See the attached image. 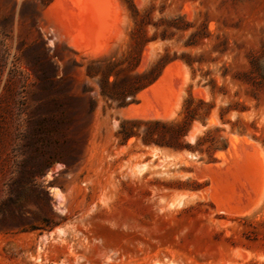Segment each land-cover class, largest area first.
Returning a JSON list of instances; mask_svg holds the SVG:
<instances>
[{"label": "rangeland", "instance_id": "obj_1", "mask_svg": "<svg viewBox=\"0 0 264 264\" xmlns=\"http://www.w3.org/2000/svg\"><path fill=\"white\" fill-rule=\"evenodd\" d=\"M0 264H264V0H0Z\"/></svg>", "mask_w": 264, "mask_h": 264}, {"label": "trees", "instance_id": "obj_2", "mask_svg": "<svg viewBox=\"0 0 264 264\" xmlns=\"http://www.w3.org/2000/svg\"><path fill=\"white\" fill-rule=\"evenodd\" d=\"M47 64L52 67V63L51 62H49V63L47 62ZM109 73L110 72H108V74ZM37 77L39 79H41V80H49V81H51V83L54 82V79L49 78V76L48 75H44V73H42V74L38 73ZM13 84H15V81L12 80V79H10V81L7 84V86H8L7 88L9 90L10 95H11L12 98L17 93L16 90H15V87L13 86ZM138 88H140V86H137V89ZM72 98L75 100V99H78L80 97H72ZM53 105H54L56 111L53 112V114H47V115L39 117L36 120V123H35L36 126L33 128V130L42 132L44 134V138L43 139L46 141V143H49V142L52 143L53 141H55V140L52 139V134L62 131V128L64 127L66 122H73V120L75 119L74 116H71V117L70 116L69 117L66 116L63 113V110H61L60 113L58 114V111L60 110L59 108L62 106V102L60 101L59 98L53 99ZM192 118H193V114L189 110L188 113L186 114V116L184 117L182 122L183 123H186V122L188 123V122H190V120H192ZM131 133H133V130H130L129 134H131ZM55 155L53 156L54 160L60 159L61 156L59 154H55Z\"/></svg>", "mask_w": 264, "mask_h": 264}]
</instances>
